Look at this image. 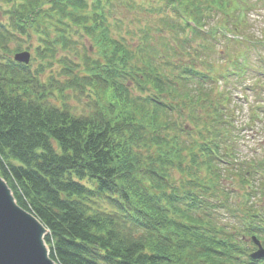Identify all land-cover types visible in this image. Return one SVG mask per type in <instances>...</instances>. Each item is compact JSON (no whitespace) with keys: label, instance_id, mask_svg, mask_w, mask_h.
<instances>
[{"label":"trees","instance_id":"obj_1","mask_svg":"<svg viewBox=\"0 0 264 264\" xmlns=\"http://www.w3.org/2000/svg\"><path fill=\"white\" fill-rule=\"evenodd\" d=\"M3 1L11 9L10 21L0 24V176L18 205L48 229L51 259L250 264L247 246L230 232L264 233L256 207L244 205L264 185L255 189L251 166L237 171L233 164L228 176L245 198L235 203L234 192L221 186L232 105L218 95V81L231 68L239 76L249 67L264 88V27L257 39L245 25L264 12V0H151L154 27L166 28L159 31L164 48L149 49L150 31L143 30L136 55L107 22L121 0ZM74 29L93 39L95 57L72 59ZM14 30L40 35L41 71L1 55L12 54ZM243 41L257 53L252 63L247 55L248 65L235 50ZM216 53L219 65L210 57ZM56 60L63 80L44 79ZM71 93L88 99L86 113L67 103ZM222 212L239 224L221 227Z\"/></svg>","mask_w":264,"mask_h":264},{"label":"rangeland","instance_id":"obj_2","mask_svg":"<svg viewBox=\"0 0 264 264\" xmlns=\"http://www.w3.org/2000/svg\"><path fill=\"white\" fill-rule=\"evenodd\" d=\"M121 1L123 2V4L121 5L118 1L115 2V10L113 9L112 15L107 14L106 17L108 24L111 25L112 34L115 37H123L124 39H126V44H128L129 48L132 49L131 52L136 55L137 47L142 44V39L144 36L143 30H149V49L153 48L154 50L162 51L164 47L162 46L161 41H159V31L163 29L166 30V28L165 26H161V28L154 27V23L157 22L158 19L157 14L153 10L156 6L154 4L152 5L151 0ZM10 9L11 7L9 5H7L3 0H0V23L5 24L10 21ZM259 16L251 14L249 16V24H246L245 22V25H248L247 29H250L251 33H255L256 37H258L257 39H260V31H262V28L264 27V12L260 13ZM9 28L10 30H12L11 27ZM205 29H207V27ZM169 31L170 30L168 29L167 34H169ZM29 33L30 36L21 35L16 30H14L15 36L13 38L10 37L11 40L8 44V51L12 52V54L6 52V55H1L3 57L5 56L6 58L10 56V59H12L15 53L29 52L32 55V70L41 71L42 58L39 56L37 51V49L40 47V35L37 33L32 34L31 30H29ZM69 33L74 42L77 43L73 52L78 53V55L75 53H71L72 59H76L78 63H81L82 59L85 58V56H96L97 49L94 47L95 43L93 39L90 38V36H86L83 29H74ZM174 39H177V35H175ZM174 39V42L170 41L171 44L174 47H180L178 42ZM241 39L243 40V38ZM191 44L193 47H197L200 44V41H193ZM246 45L247 43L243 41V45H239V47L243 49ZM220 47L222 49L224 48V46ZM218 51L219 48L216 49V52ZM243 52H245L246 54L247 50L245 49ZM250 53V61L253 62V59H255L254 57L257 56L256 50H251ZM62 54L63 53H61L60 55ZM162 54L164 55V53ZM75 56L78 57L75 58ZM210 57L212 58L214 64L219 65L220 62L217 61L218 53ZM137 59L141 60L139 56H137ZM44 70V79L54 76L61 81L64 78V76L62 75L63 65L59 63L58 60H56L50 67L46 66ZM251 74L253 73H250V75ZM252 77L250 76L248 81L245 79L238 81L237 79L230 78L229 80H222L218 84V88L221 91L223 90L228 92V89H230V91L232 92V100L235 102V106L237 107V109L234 110L235 108L232 105L230 107L229 112L232 125L229 128V136L231 140L235 141L234 146L237 157L238 159L244 161L250 160V162L259 161L260 159H263L261 154H263L264 156V112H262L261 118H253V113H259L255 111L258 107V103H263V96L255 94L254 88L250 87V85L252 84ZM132 86L133 85H130V87ZM133 91H135V89H133ZM78 96H81V94H69L67 103L75 110L76 113H86L88 99L86 97ZM60 99H62V97H60ZM55 103L57 102L55 101ZM188 129L190 131H193L190 125H188ZM193 136L194 138H198L197 135ZM189 141H191V137ZM227 178L230 177L228 176ZM261 181H264L263 176H260L259 179H255V189H262ZM224 186L226 188H229V191H235V194L233 195V200H235V203L237 201H241L240 199H242V197L244 196V192L238 179L235 180L234 184L232 181L227 179L226 181H224ZM237 188L238 191L235 190ZM261 192L262 193L259 192L255 197H253L251 201H254L255 204H258L259 208L261 207L260 209L262 210V216L264 217V190ZM218 223L221 227L232 229L233 226L239 224V221L233 218V216L227 215L226 212H222L218 217ZM48 249L50 250L49 247Z\"/></svg>","mask_w":264,"mask_h":264},{"label":"water","instance_id":"obj_3","mask_svg":"<svg viewBox=\"0 0 264 264\" xmlns=\"http://www.w3.org/2000/svg\"><path fill=\"white\" fill-rule=\"evenodd\" d=\"M15 60L29 64L30 54H17ZM48 233L33 214L18 205L0 176V264H56L45 241ZM252 258H264V249L260 246Z\"/></svg>","mask_w":264,"mask_h":264}]
</instances>
